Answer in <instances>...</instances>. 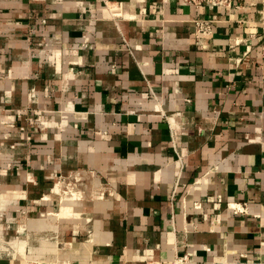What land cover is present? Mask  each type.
Wrapping results in <instances>:
<instances>
[{"label": "crops", "instance_id": "crops-1", "mask_svg": "<svg viewBox=\"0 0 264 264\" xmlns=\"http://www.w3.org/2000/svg\"><path fill=\"white\" fill-rule=\"evenodd\" d=\"M183 257L264 264V0H0V264Z\"/></svg>", "mask_w": 264, "mask_h": 264}, {"label": "built area", "instance_id": "built-area-1", "mask_svg": "<svg viewBox=\"0 0 264 264\" xmlns=\"http://www.w3.org/2000/svg\"><path fill=\"white\" fill-rule=\"evenodd\" d=\"M183 4L193 6L197 9L201 7H211V8H230L233 6L234 0H181ZM195 34L197 36H209L212 33V23L210 20L196 19L194 20ZM62 181L58 182V185ZM61 192V190H59ZM244 208H239L236 210L237 213H243ZM187 257H183L179 260L180 264L185 263ZM28 264H39V263H28Z\"/></svg>", "mask_w": 264, "mask_h": 264}, {"label": "bare ground", "instance_id": "bare-ground-1", "mask_svg": "<svg viewBox=\"0 0 264 264\" xmlns=\"http://www.w3.org/2000/svg\"><path fill=\"white\" fill-rule=\"evenodd\" d=\"M62 183H63V182H62ZM74 185H75V184H74ZM60 186H61V185H60ZM77 187H78V186H77ZM77 187H75L74 189H76ZM66 189H67V188H66ZM65 193H66V192H65ZM68 193H69V192H68ZM66 195H67V194H66ZM69 195H70V194H69ZM73 195H74V194H73ZM73 195H72V196H73ZM63 196L65 197V195H63ZM68 198H69V197H67V198H65V199H68ZM77 198H78V197H77ZM232 207H234V206H232ZM48 217H50V216H49V215H47V216L45 215L44 218H45V219H49ZM46 225H49V224H46ZM23 228H24V227H23ZM58 263H59V262H58Z\"/></svg>", "mask_w": 264, "mask_h": 264}, {"label": "rangeland", "instance_id": "rangeland-1", "mask_svg": "<svg viewBox=\"0 0 264 264\" xmlns=\"http://www.w3.org/2000/svg\"><path fill=\"white\" fill-rule=\"evenodd\" d=\"M58 190V189H57ZM59 191V190H58Z\"/></svg>", "mask_w": 264, "mask_h": 264}]
</instances>
